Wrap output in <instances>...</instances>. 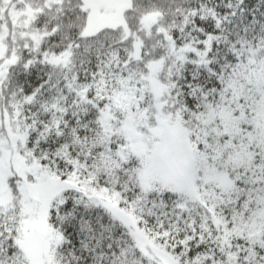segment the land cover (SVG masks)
Returning <instances> with one entry per match:
<instances>
[{"label": "snow or ice", "instance_id": "snow-or-ice-1", "mask_svg": "<svg viewBox=\"0 0 264 264\" xmlns=\"http://www.w3.org/2000/svg\"><path fill=\"white\" fill-rule=\"evenodd\" d=\"M0 264H264V0H0Z\"/></svg>", "mask_w": 264, "mask_h": 264}]
</instances>
